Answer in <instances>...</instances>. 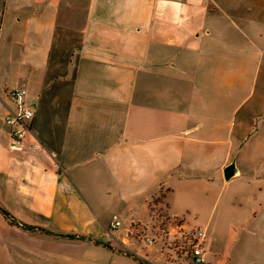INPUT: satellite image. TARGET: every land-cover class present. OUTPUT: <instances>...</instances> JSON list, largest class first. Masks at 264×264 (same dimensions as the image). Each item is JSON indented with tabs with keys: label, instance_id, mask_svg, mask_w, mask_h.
<instances>
[{
	"label": "crops",
	"instance_id": "1",
	"mask_svg": "<svg viewBox=\"0 0 264 264\" xmlns=\"http://www.w3.org/2000/svg\"><path fill=\"white\" fill-rule=\"evenodd\" d=\"M0 209V264H189L199 229L264 264V0H0Z\"/></svg>",
	"mask_w": 264,
	"mask_h": 264
},
{
	"label": "built area",
	"instance_id": "2",
	"mask_svg": "<svg viewBox=\"0 0 264 264\" xmlns=\"http://www.w3.org/2000/svg\"><path fill=\"white\" fill-rule=\"evenodd\" d=\"M9 97L13 100L14 106L9 108L8 114L4 121L12 127L11 130V147L14 149H21L23 146V139L25 133L30 129V122L34 118V112L24 103L26 90L22 88H15L9 91ZM121 221L119 217L114 214L108 231L116 230L120 227ZM205 229H199L193 234V245L191 258L195 264H205L204 259V245H205ZM152 243L150 239L146 240Z\"/></svg>",
	"mask_w": 264,
	"mask_h": 264
},
{
	"label": "rangeland",
	"instance_id": "3",
	"mask_svg": "<svg viewBox=\"0 0 264 264\" xmlns=\"http://www.w3.org/2000/svg\"><path fill=\"white\" fill-rule=\"evenodd\" d=\"M79 41H80V39L78 40V42ZM66 49H68V51H71V50H74L75 48H72L71 46L66 45ZM68 51H66L65 53H63V52L62 53H57V54H55L53 56L56 57V59L60 60V62L65 63V65H67L68 61H70V59L72 57H74V55H76V54H74L72 52H68ZM61 76H62V74H61ZM192 231H195V230H192ZM235 231L238 232L239 230L235 229ZM113 232L116 233L117 231L112 230V234L114 235ZM188 233L184 237L185 238L184 240H183V238L181 236L177 237L176 242L175 243L173 242V246H175V248L173 247V249L176 250L177 253H178V251H183L184 249H187L189 251V253H190V256H191L192 245H193L194 239H193V235L190 234L191 232L188 231ZM150 234H151L150 231H147L145 235L149 236ZM237 235L238 236H236L235 240L241 241L243 239L242 235H241V230L237 233ZM138 247H141L142 249L151 250V248L153 246L152 245L147 246L144 242H142V243L138 244ZM255 251L257 252V254H259V248H256ZM206 252H207V246H206V241H205V245H204V259L210 257V254L205 256ZM189 264H195V263L191 261V263H189Z\"/></svg>",
	"mask_w": 264,
	"mask_h": 264
},
{
	"label": "water",
	"instance_id": "4",
	"mask_svg": "<svg viewBox=\"0 0 264 264\" xmlns=\"http://www.w3.org/2000/svg\"><path fill=\"white\" fill-rule=\"evenodd\" d=\"M235 170H236L235 162L232 161L223 170V175L225 180H229L235 174Z\"/></svg>",
	"mask_w": 264,
	"mask_h": 264
},
{
	"label": "trees",
	"instance_id": "5",
	"mask_svg": "<svg viewBox=\"0 0 264 264\" xmlns=\"http://www.w3.org/2000/svg\"><path fill=\"white\" fill-rule=\"evenodd\" d=\"M0 213L9 221H11L13 223V221H15V219L13 218V216H10V214H7L5 211H3L2 209H0ZM50 233V231H48ZM67 235V234H66ZM70 236V235H68ZM146 264V263H144Z\"/></svg>",
	"mask_w": 264,
	"mask_h": 264
}]
</instances>
